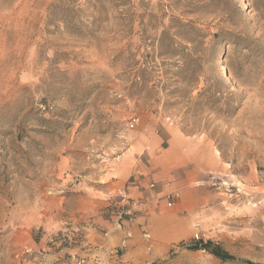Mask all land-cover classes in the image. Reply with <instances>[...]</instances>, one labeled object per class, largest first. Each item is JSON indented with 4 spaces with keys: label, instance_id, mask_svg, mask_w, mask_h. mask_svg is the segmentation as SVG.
I'll use <instances>...</instances> for the list:
<instances>
[{
    "label": "rangeland",
    "instance_id": "1",
    "mask_svg": "<svg viewBox=\"0 0 264 264\" xmlns=\"http://www.w3.org/2000/svg\"><path fill=\"white\" fill-rule=\"evenodd\" d=\"M183 161L206 174L186 205L136 221L132 176ZM248 261L264 264V0H0V264Z\"/></svg>",
    "mask_w": 264,
    "mask_h": 264
},
{
    "label": "crops",
    "instance_id": "2",
    "mask_svg": "<svg viewBox=\"0 0 264 264\" xmlns=\"http://www.w3.org/2000/svg\"><path fill=\"white\" fill-rule=\"evenodd\" d=\"M191 166L189 161H183L175 165L163 166L162 169L151 173L149 176H132L133 180L126 188V193L130 197L140 199L144 204L138 211L139 219L150 218L152 213H160L168 196L171 195L172 200L177 202L178 206L186 205L185 197L188 192L193 190L195 184L201 183L205 179V169H199ZM154 184V187L150 185ZM131 221L128 222V225ZM132 227L125 228V232L134 231ZM137 227H139L137 225ZM123 231V229H122Z\"/></svg>",
    "mask_w": 264,
    "mask_h": 264
},
{
    "label": "trees",
    "instance_id": "3",
    "mask_svg": "<svg viewBox=\"0 0 264 264\" xmlns=\"http://www.w3.org/2000/svg\"><path fill=\"white\" fill-rule=\"evenodd\" d=\"M191 246L189 249L194 250V251H199V250H206L210 252L211 254L215 255L216 257L225 260V261H231L235 260V256L230 254L227 250H225L220 244H215L213 241L208 240L205 241L202 238H199L197 240H192L191 241ZM249 264H254L251 261H248Z\"/></svg>",
    "mask_w": 264,
    "mask_h": 264
},
{
    "label": "built area",
    "instance_id": "4",
    "mask_svg": "<svg viewBox=\"0 0 264 264\" xmlns=\"http://www.w3.org/2000/svg\"><path fill=\"white\" fill-rule=\"evenodd\" d=\"M136 121H137L136 119L133 120V122L130 123V127H134ZM150 186H151V187H154V184H151ZM139 205H140V206L143 205V202H142L140 199H137V200L133 201V205H132V206H133L134 208L138 207ZM169 205H173V203L170 202ZM121 215H122V214H120L119 218H121Z\"/></svg>",
    "mask_w": 264,
    "mask_h": 264
}]
</instances>
